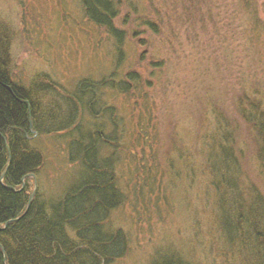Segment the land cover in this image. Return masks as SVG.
<instances>
[{
    "label": "rangeland",
    "instance_id": "1",
    "mask_svg": "<svg viewBox=\"0 0 264 264\" xmlns=\"http://www.w3.org/2000/svg\"><path fill=\"white\" fill-rule=\"evenodd\" d=\"M209 1L212 14L196 11L202 23L192 25L180 19L181 5L171 0H116L115 23L126 33L115 79L128 72L137 77L128 92L103 95L119 117L122 142H135L136 132L140 138L131 144L134 159L122 157L117 168L125 199L109 223L127 234L130 248L113 264H148L157 249L170 245L192 264H253L249 244L227 237L213 197L204 191L203 180L210 185L214 174L204 177L208 166L199 142L230 135L226 143L236 153L242 190L250 196L254 186L264 194L262 144L241 114L250 96L264 109V41L257 46L242 34L239 0ZM258 3L264 20V0ZM140 17L154 18L157 31L138 23ZM0 25L11 36L18 83L45 74L71 89L81 78L115 71L114 41L84 17L81 0H0ZM256 89L261 94L250 93ZM33 144L43 154L37 192L56 198L77 176L65 138L41 135Z\"/></svg>",
    "mask_w": 264,
    "mask_h": 264
},
{
    "label": "trees",
    "instance_id": "2",
    "mask_svg": "<svg viewBox=\"0 0 264 264\" xmlns=\"http://www.w3.org/2000/svg\"><path fill=\"white\" fill-rule=\"evenodd\" d=\"M171 2L181 5L180 19L192 25L202 23L196 11L208 17L212 14L209 0ZM258 2L239 0L237 6L242 12V34L257 46L264 41V20L259 17ZM81 9L89 22L113 39L116 68L100 79L81 78L71 89L45 74L34 76L28 84L15 81L11 36L0 25V227L12 220L0 229V264H113L130 248L127 234L112 227L109 218L125 199L117 177L119 162L125 156L134 159L131 144L138 142L140 135L136 132L135 142H122L124 132L119 131V117L107 107L103 94L128 92L133 87L129 81H136L137 74L128 72L122 79H115L126 33L115 23L119 3L81 0ZM137 19L157 31L154 18ZM206 24L205 20L203 26ZM137 42L144 44L142 39ZM247 101V105H241V114L254 125L264 153V109H259V101L252 96ZM53 133L64 136L67 158L77 168V176L56 198L47 199L37 192L23 213L31 191L28 184L33 186L32 176L43 164V154L33 141ZM224 135L211 137L207 144L199 142L202 163L208 166L204 177L207 180L214 174L210 185L204 180L202 185L213 197L216 216L226 228L227 237L235 236L243 246L247 242L253 264H264V194L254 186L250 196L242 190L236 153L233 145L227 144L230 135ZM189 164L186 160L182 166L187 168ZM260 168L264 174V166ZM22 184L25 186L20 191L10 188H20ZM148 264L192 262L183 250L170 245L166 250L157 249Z\"/></svg>",
    "mask_w": 264,
    "mask_h": 264
},
{
    "label": "bare ground",
    "instance_id": "3",
    "mask_svg": "<svg viewBox=\"0 0 264 264\" xmlns=\"http://www.w3.org/2000/svg\"><path fill=\"white\" fill-rule=\"evenodd\" d=\"M34 179H35V175L32 176ZM31 184H28L29 188H30V195H29V199H28V202H27V206H26V209L23 213H25L27 211V209L29 208V205L31 204V200L34 198L35 194L37 193V184H36V181L34 180V185L30 186ZM25 185L22 184L20 188H14V187H10L12 190H15V191H20ZM8 222V221H7ZM9 222H11L9 220ZM8 222V223H9ZM7 223V224H8ZM1 229H3V227H1ZM3 250V248H2ZM4 262H5V259H4Z\"/></svg>",
    "mask_w": 264,
    "mask_h": 264
},
{
    "label": "water",
    "instance_id": "4",
    "mask_svg": "<svg viewBox=\"0 0 264 264\" xmlns=\"http://www.w3.org/2000/svg\"><path fill=\"white\" fill-rule=\"evenodd\" d=\"M10 221H12V220H10ZM8 222H9V221H8ZM8 222H6V223H5V225H4V227H3V228H5V226H7V223H8ZM0 229H1V227H0Z\"/></svg>",
    "mask_w": 264,
    "mask_h": 264
}]
</instances>
